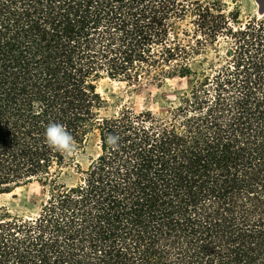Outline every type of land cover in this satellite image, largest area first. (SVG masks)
I'll return each instance as SVG.
<instances>
[{"label": "trees", "instance_id": "trees-1", "mask_svg": "<svg viewBox=\"0 0 264 264\" xmlns=\"http://www.w3.org/2000/svg\"><path fill=\"white\" fill-rule=\"evenodd\" d=\"M259 5L0 0V197L42 188L34 213L0 201V264H264ZM104 78L186 87L109 113Z\"/></svg>", "mask_w": 264, "mask_h": 264}, {"label": "rangeland", "instance_id": "rangeland-1", "mask_svg": "<svg viewBox=\"0 0 264 264\" xmlns=\"http://www.w3.org/2000/svg\"><path fill=\"white\" fill-rule=\"evenodd\" d=\"M239 1L243 20L260 14V5L256 0ZM185 87V84H180L176 79L168 81L166 85L159 88L153 84L145 83L136 86L104 78L100 81L99 89L113 103L108 109L109 113H113L123 106H130L136 110L150 108L156 112H164ZM96 148V143H93L91 151ZM41 200L42 188L38 183L18 187L10 194L0 197L2 202L18 204L19 210L24 214L36 212L39 209Z\"/></svg>", "mask_w": 264, "mask_h": 264}, {"label": "clouds", "instance_id": "clouds-1", "mask_svg": "<svg viewBox=\"0 0 264 264\" xmlns=\"http://www.w3.org/2000/svg\"><path fill=\"white\" fill-rule=\"evenodd\" d=\"M46 144L54 152L65 157H72L77 152V145L72 134L61 123L50 122L45 129ZM110 139H114L110 137Z\"/></svg>", "mask_w": 264, "mask_h": 264}, {"label": "water", "instance_id": "water-1", "mask_svg": "<svg viewBox=\"0 0 264 264\" xmlns=\"http://www.w3.org/2000/svg\"><path fill=\"white\" fill-rule=\"evenodd\" d=\"M259 3V0H256Z\"/></svg>", "mask_w": 264, "mask_h": 264}]
</instances>
